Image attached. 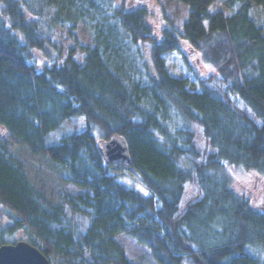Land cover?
<instances>
[{"label": "trees", "instance_id": "trees-1", "mask_svg": "<svg viewBox=\"0 0 264 264\" xmlns=\"http://www.w3.org/2000/svg\"><path fill=\"white\" fill-rule=\"evenodd\" d=\"M167 1L186 15L156 40L147 10L126 0H0V208L10 222L0 246L27 230L50 264H133L114 239L124 234L157 264H264V211L229 173L264 178V24L253 16L264 0H223L217 10L218 0ZM59 28L71 43L63 60ZM181 42L216 73L197 90L166 70L170 53L189 66ZM77 117L83 131L46 144ZM113 136L129 166L105 163L101 143ZM25 154L77 191L49 197Z\"/></svg>", "mask_w": 264, "mask_h": 264}, {"label": "rangeland", "instance_id": "rangeland-1", "mask_svg": "<svg viewBox=\"0 0 264 264\" xmlns=\"http://www.w3.org/2000/svg\"><path fill=\"white\" fill-rule=\"evenodd\" d=\"M218 0L210 9L217 10L220 8ZM127 9H135L144 7L147 10V23L151 27L156 40H159L161 31L169 24L174 27L179 26L185 18L186 9L177 3H168L167 0H126ZM253 16L259 24H264V7L255 6L253 9ZM78 38L81 42H87L86 32L80 27L78 29ZM54 44L59 52L60 60H63L67 54V49L71 43L66 35V29L59 28L55 32ZM181 46L188 57L189 66L184 63L179 54L170 53L164 56L165 66L168 73L176 78L185 79L188 81V88L190 90H197L196 83L198 79H206L209 76H216L215 71L204 65L199 57L189 51L187 44L181 42ZM146 55V52H145ZM55 57V53H52ZM37 65L39 68L47 64L46 59L40 54H36ZM191 85H194L192 87ZM86 128L83 117H77L70 122L64 123L59 129L51 132L46 137V144H53L66 135L74 132H81ZM0 136L5 138V133L0 130ZM99 138V136L96 134ZM200 147L205 148L203 142L199 141ZM24 163L27 170L32 176L38 178L46 184V191L48 196H53L59 191L75 193L77 190L71 186H66L56 179V173L50 164L45 160H40L31 157L27 154L23 156ZM122 174V181L133 188L143 191V187L138 178L129 170L118 171ZM234 190L248 198L254 208L264 211V178L257 176L254 173L245 172L241 169L231 168L229 170ZM9 220L0 208V233H2L9 225ZM85 227V223H82ZM30 236L29 231L19 230L11 235H3L7 244H14L16 242H27ZM116 243L121 247L125 257L133 264H157L149 255L146 248L138 245L134 240L130 239L124 234H118L114 237Z\"/></svg>", "mask_w": 264, "mask_h": 264}, {"label": "water", "instance_id": "water-1", "mask_svg": "<svg viewBox=\"0 0 264 264\" xmlns=\"http://www.w3.org/2000/svg\"><path fill=\"white\" fill-rule=\"evenodd\" d=\"M106 164L116 168L130 165L126 143L121 137L113 136L101 143ZM0 264H50L42 253L26 242H16L0 246Z\"/></svg>", "mask_w": 264, "mask_h": 264}]
</instances>
